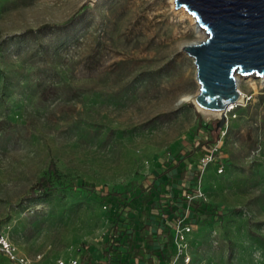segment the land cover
Segmentation results:
<instances>
[{
	"label": "rangeland",
	"instance_id": "374dc122",
	"mask_svg": "<svg viewBox=\"0 0 264 264\" xmlns=\"http://www.w3.org/2000/svg\"><path fill=\"white\" fill-rule=\"evenodd\" d=\"M174 7L0 0V240L28 264L96 258L108 229L138 227L143 189L154 246L172 236L170 264H264L263 78L236 80L244 99L225 115L184 100L199 84L180 44L195 35ZM216 134L200 169L214 143L198 142ZM108 191L125 205L102 200ZM0 264L20 263L0 249Z\"/></svg>",
	"mask_w": 264,
	"mask_h": 264
},
{
	"label": "water",
	"instance_id": "95a60500",
	"mask_svg": "<svg viewBox=\"0 0 264 264\" xmlns=\"http://www.w3.org/2000/svg\"><path fill=\"white\" fill-rule=\"evenodd\" d=\"M174 6L184 7L207 34L181 48L194 60L198 106L221 110L237 102L235 73L264 79V0H174Z\"/></svg>",
	"mask_w": 264,
	"mask_h": 264
},
{
	"label": "trees",
	"instance_id": "16d2710c",
	"mask_svg": "<svg viewBox=\"0 0 264 264\" xmlns=\"http://www.w3.org/2000/svg\"><path fill=\"white\" fill-rule=\"evenodd\" d=\"M217 140L216 137L209 141L198 142L197 147H200L202 144L211 142L214 143ZM50 172H53V167H50ZM198 174V173H196ZM180 178L192 179L193 175H189L188 172L182 170L180 173ZM49 187V184L44 181V178L40 179L37 187L44 188ZM88 186V188H87ZM82 188H86L87 192L90 194L94 193V187L92 185H82ZM150 189H143L142 196L137 205V211L133 220H137L138 227H132L129 231H124L120 233L116 226L108 229L106 234L101 240L100 243V254L94 258L92 252L85 250L81 253L79 258L80 264H168L173 256L172 248V236L170 234L166 235V241L162 247L154 246V240L151 233H148L149 221L152 214V209L154 206L153 201H150ZM133 198H137L134 196ZM102 200H111L114 201L115 206L120 208L125 205V198L118 192L108 191L106 194L102 195ZM192 212H196L199 209L205 211V208L201 207L200 201L191 202ZM118 233L121 234L118 236L116 242L114 241V235ZM123 248V252L120 257L111 254V249L113 245L119 244Z\"/></svg>",
	"mask_w": 264,
	"mask_h": 264
},
{
	"label": "bare ground",
	"instance_id": "6f19581e",
	"mask_svg": "<svg viewBox=\"0 0 264 264\" xmlns=\"http://www.w3.org/2000/svg\"><path fill=\"white\" fill-rule=\"evenodd\" d=\"M171 3L173 5L174 4V0H171ZM174 11H175V13H177L179 15L180 21H184L185 19H187L189 21L190 27H191L194 35H195V38H193L191 40H187V41L184 40L180 44V47L181 48L183 46H185V45H192V44L200 43V42H202L206 38L207 34H206L205 30L197 23L195 17L192 14H190L184 7H180L178 9L174 7ZM193 62H194V60H193ZM248 76L249 75L243 76V77H248ZM243 77H242V75H239V74L235 73V78H236L237 82H239ZM263 82H264V79H263ZM250 84L252 85L253 83H250ZM239 91L241 93V96L239 97L238 101L235 102V103H231L225 109H221V110H210V109H206V108L200 107L198 105L197 106L200 109L205 110V111L214 112V113L219 114V115H225V113H227L230 109L234 108L241 101V97L243 96L244 93L240 89H239ZM194 97H195V94H193V95H187L183 99L184 100L194 101Z\"/></svg>",
	"mask_w": 264,
	"mask_h": 264
},
{
	"label": "built area",
	"instance_id": "2783aa9c",
	"mask_svg": "<svg viewBox=\"0 0 264 264\" xmlns=\"http://www.w3.org/2000/svg\"><path fill=\"white\" fill-rule=\"evenodd\" d=\"M239 94L241 96L240 91ZM243 99H244V95L241 97V102ZM218 143L219 141L217 143L212 144L209 149L203 151V155L198 162L200 169H204L210 162L214 160V158L216 157L215 154L217 151ZM187 230H189L188 227ZM0 249L7 255L9 259L17 261L20 264H28L29 261L28 258L25 255L21 254L20 251H18V249L14 245L6 242L5 240H0ZM170 262L171 260L169 261L168 264H170ZM55 264H80V263L78 259L73 258L69 260L59 259L56 261Z\"/></svg>",
	"mask_w": 264,
	"mask_h": 264
}]
</instances>
